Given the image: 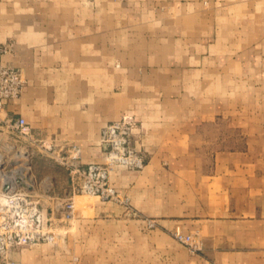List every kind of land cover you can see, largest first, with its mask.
I'll return each instance as SVG.
<instances>
[{
    "label": "crops",
    "instance_id": "0c3cea01",
    "mask_svg": "<svg viewBox=\"0 0 264 264\" xmlns=\"http://www.w3.org/2000/svg\"><path fill=\"white\" fill-rule=\"evenodd\" d=\"M5 43L25 81L6 112L33 138L103 162L101 127L131 114L145 160L110 174L130 210L80 207L58 246L19 264H264V0H0ZM35 151L34 191L58 222L70 177Z\"/></svg>",
    "mask_w": 264,
    "mask_h": 264
},
{
    "label": "built area",
    "instance_id": "2783aa9c",
    "mask_svg": "<svg viewBox=\"0 0 264 264\" xmlns=\"http://www.w3.org/2000/svg\"><path fill=\"white\" fill-rule=\"evenodd\" d=\"M12 50V43L0 46V264H18L7 257L11 248L56 243L60 230L74 216L76 194L96 196L130 210L128 197L114 188L110 174L117 167L139 170L145 165L143 152L133 144L138 122L131 114H122L101 127L97 142L104 152L103 162L84 164L77 145H58L53 140L33 138L23 116L6 112L7 102L18 99L25 86L21 70L3 61L4 54ZM29 148L44 153L69 174L71 195L64 194L55 204L58 222L35 194V180L18 177L22 164L29 166L30 171L28 156L33 152H28ZM144 222L147 228L155 227L152 218L146 217ZM172 235L192 253L202 248L197 234L175 231Z\"/></svg>",
    "mask_w": 264,
    "mask_h": 264
},
{
    "label": "rangeland",
    "instance_id": "374dc122",
    "mask_svg": "<svg viewBox=\"0 0 264 264\" xmlns=\"http://www.w3.org/2000/svg\"><path fill=\"white\" fill-rule=\"evenodd\" d=\"M26 144V143H25ZM35 151V150H34ZM34 151L32 150V148H29V151L28 152H30V153H32V155L30 154V156H28L29 157V160H30V171H29V167L27 166V165H25V163L24 164H22V166L18 169V172H17V174H18V177L19 178H22V179H24V178H33V176H32V170H31V166H32V160H33V158H34V156H35V153H34ZM36 152V151H35ZM61 166V165H60ZM46 167V168H45ZM43 169H40V173H43V174H46L48 171V167L47 166H45ZM63 167V166H62ZM64 168V167H63ZM66 170V169H65ZM41 175V174H40ZM39 175V176H40ZM38 179V178H37ZM36 179V180H37ZM38 181V180H37ZM36 181V182H37ZM36 182H35V185L34 186H36ZM124 196H126V195H124ZM75 210H78V208H80V207H83V206H86V205H88V204H93L94 203V201L95 200H99V198L98 197H96V196H90V195H87V194H82L81 196H77V197H75ZM41 202H44V201H42L41 200ZM116 203V202H115ZM64 233H65V229L63 230V229H61L60 230V235L58 236V240H57V242L56 243H54V244H51V245H53V246H58V244H59V242L61 241V238H63V236H64ZM43 244H47V243H43ZM50 245V244H49ZM35 246H37V245H33V246H19V247H14V248H11L8 252H7V257L10 259V260H14L16 263H18L19 264V260L17 259V257H16V255L17 254H20L23 250H25V249H29V248H33V247H35Z\"/></svg>",
    "mask_w": 264,
    "mask_h": 264
},
{
    "label": "water",
    "instance_id": "95a60500",
    "mask_svg": "<svg viewBox=\"0 0 264 264\" xmlns=\"http://www.w3.org/2000/svg\"><path fill=\"white\" fill-rule=\"evenodd\" d=\"M19 181H20V180H19ZM7 188H8V185L5 186V189H7Z\"/></svg>",
    "mask_w": 264,
    "mask_h": 264
},
{
    "label": "bare ground",
    "instance_id": "6f19581e",
    "mask_svg": "<svg viewBox=\"0 0 264 264\" xmlns=\"http://www.w3.org/2000/svg\"><path fill=\"white\" fill-rule=\"evenodd\" d=\"M29 167V166H28Z\"/></svg>",
    "mask_w": 264,
    "mask_h": 264
}]
</instances>
